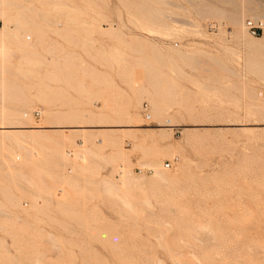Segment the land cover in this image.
Segmentation results:
<instances>
[{"label":"rangeland","instance_id":"rangeland-1","mask_svg":"<svg viewBox=\"0 0 264 264\" xmlns=\"http://www.w3.org/2000/svg\"><path fill=\"white\" fill-rule=\"evenodd\" d=\"M230 13L264 0L0 2V126L42 129L0 134V264H264V27Z\"/></svg>","mask_w":264,"mask_h":264},{"label":"bare ground","instance_id":"bare-ground-1","mask_svg":"<svg viewBox=\"0 0 264 264\" xmlns=\"http://www.w3.org/2000/svg\"><path fill=\"white\" fill-rule=\"evenodd\" d=\"M2 1H4V0H0V2H2ZM243 10V9H242ZM200 12H203L204 14H209V15H212L213 16V14L215 15V14H218V12H220V11H217V10H215V9H212V8H206V9H204V10H202V11H200ZM211 12H212V14H211ZM207 14V15H208ZM230 14H232V13H230ZM230 16V18H232L233 19V21H231L232 23H235V30H236V32H235V34L237 35V36H240V33L241 32H245V31H247L248 29H247V27L244 25V22H243V19L241 18V20L237 17V15H235V14H232V15H229ZM231 19V20H232ZM255 20V19H254ZM246 21V20H245ZM262 22V21H261ZM17 23H19V22H17ZM246 24V23H245ZM262 25H263V27H264V19H263V22H262ZM237 26V27H236ZM18 28H19V26H18ZM245 28L247 29V30H245ZM2 29H5L4 27L2 28ZM7 30V29H6ZM12 34H14V33H12ZM1 35V34H0ZM260 35V34H259ZM262 35H264V33L262 34ZM237 36H235V37H237ZM256 36V35H255ZM0 38H5V37H3L2 35L0 36ZM17 38V37H16ZM15 38V39H16ZM18 39V38H17ZM252 39V38H251ZM255 39V41H253ZM259 39H261V38H259V37H254L253 39H252V41H250V38H249V42H250V44H251V46H253L254 48H258V46H257V43H258V41H259ZM248 42V43H249ZM260 42H262V41H260ZM259 42V43H260ZM258 43V44H259ZM250 44H249V46H250ZM261 46V45H260ZM253 47H251V48H253ZM7 48H8V46L6 45V44H4V42L2 43L1 42V44H0V53H2L1 54V56H0V59L1 60H4L5 61V58H6V56L8 55V52H7ZM253 48V49H254ZM256 48V49H257ZM8 57V56H7ZM40 111V113L42 112L41 110H39ZM2 114V113H1ZM4 114L5 113H3V115H1V116H4ZM23 115H24V117L25 116H27L28 115V112H24L23 113ZM17 120V119H16ZM20 122H21V120H20ZM10 123V122H9ZM27 125H20V124H17V125H12V126H9V127H4V126H0V127H3V129H1V133L0 134H2V137H7V139H8V137H13L14 139H16L17 141H19V135H22V137H24L23 135H25L26 133H27V135H29V136H31V137H33L34 138V135H41V130L42 129H38L40 126H37L38 128L37 129H27L26 130V128L25 129H23V128H21V127H26ZM29 127V126H28ZM35 127V126H34ZM41 128V127H40ZM45 133V132H44ZM1 137V136H0ZM41 137V136H40ZM19 142H21V141H19ZM24 143V142H23ZM149 164V163H148ZM151 164H153V166H154V169H155V175H157L158 177H160L161 179L162 178H165V174H164V171L159 167V166H161L160 164H157V163H151ZM159 165V166H158ZM149 166V165H148ZM153 168V167H152ZM121 169H122V167H121ZM120 170V169H119ZM123 170V169H122ZM121 170V171H122ZM124 171V170H123ZM129 173L130 172H127L126 171V169H125V171H124V173H122V176L125 178V180L126 181H128L127 179L129 178ZM140 179H141V177H140ZM122 181H123V179H122ZM111 184L112 185H116V183H114V182H111Z\"/></svg>","mask_w":264,"mask_h":264},{"label":"built area","instance_id":"built-area-1","mask_svg":"<svg viewBox=\"0 0 264 264\" xmlns=\"http://www.w3.org/2000/svg\"><path fill=\"white\" fill-rule=\"evenodd\" d=\"M246 27L248 29V31L251 33V35H259L261 32H263V27H262V22L260 20H254L251 18H247L246 21ZM3 22L0 19V25H2ZM208 26L212 29H216L217 27H219V23L216 21H211ZM37 115H41L40 111H36Z\"/></svg>","mask_w":264,"mask_h":264}]
</instances>
